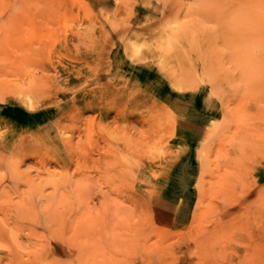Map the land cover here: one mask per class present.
Wrapping results in <instances>:
<instances>
[{"label":"rangeland","instance_id":"374dc122","mask_svg":"<svg viewBox=\"0 0 264 264\" xmlns=\"http://www.w3.org/2000/svg\"><path fill=\"white\" fill-rule=\"evenodd\" d=\"M0 264H264V0H0Z\"/></svg>","mask_w":264,"mask_h":264},{"label":"crops","instance_id":"0c3cea01","mask_svg":"<svg viewBox=\"0 0 264 264\" xmlns=\"http://www.w3.org/2000/svg\"><path fill=\"white\" fill-rule=\"evenodd\" d=\"M167 94H168V93H167ZM167 94H166V95H167Z\"/></svg>","mask_w":264,"mask_h":264}]
</instances>
